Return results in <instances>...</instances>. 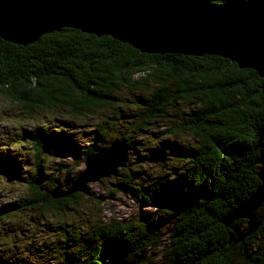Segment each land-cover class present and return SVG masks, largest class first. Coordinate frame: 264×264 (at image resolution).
<instances>
[{
    "label": "trees",
    "instance_id": "trees-1",
    "mask_svg": "<svg viewBox=\"0 0 264 264\" xmlns=\"http://www.w3.org/2000/svg\"><path fill=\"white\" fill-rule=\"evenodd\" d=\"M161 1L222 19L261 0ZM263 81L255 70L218 55L148 54L112 36L75 28L46 33L25 45L0 37V92L31 116L45 106L60 109L62 117L31 130L21 128L16 148L0 154V170L7 178L14 180L27 169L20 177L29 189V199L0 204V222L24 209L43 215L75 211L88 183L68 193L79 174L67 169L61 180V167L67 164L60 161L53 170L42 160L68 156L85 162L117 142L125 145L128 159L111 176L119 177L122 191L139 206L124 223L97 222L86 230L61 223V236L53 244L26 252L6 250L0 264H103L118 255L127 264H264V203L256 211L258 228L242 239L239 232L248 230L245 218L222 222L261 183ZM125 90L145 94L135 100L136 113L120 108L122 101L131 102L123 100ZM180 101L196 107L185 113L175 109ZM106 109L113 111L92 129L80 130L81 146L73 128L89 125V117ZM164 120L173 140H161L157 147L139 141L138 136ZM186 132L194 142L181 140ZM27 149L32 159L25 156ZM155 151L163 155L157 172L135 167L153 164L149 158ZM5 229L13 236L23 231L19 226ZM40 252L54 254L47 258Z\"/></svg>",
    "mask_w": 264,
    "mask_h": 264
},
{
    "label": "water",
    "instance_id": "water-1",
    "mask_svg": "<svg viewBox=\"0 0 264 264\" xmlns=\"http://www.w3.org/2000/svg\"><path fill=\"white\" fill-rule=\"evenodd\" d=\"M63 28L109 35L148 54L218 55L264 78V0L222 19L197 15L161 0H0V37L5 40L25 45ZM127 159L122 142L87 157L85 170L68 193L115 175ZM162 160L160 151L149 158ZM260 179L256 190L222 219L227 225L240 218L247 220L248 230L238 231L239 239L258 228L256 211L264 203V171ZM103 264L127 262L118 255Z\"/></svg>",
    "mask_w": 264,
    "mask_h": 264
},
{
    "label": "rangeland",
    "instance_id": "rangeland-1",
    "mask_svg": "<svg viewBox=\"0 0 264 264\" xmlns=\"http://www.w3.org/2000/svg\"><path fill=\"white\" fill-rule=\"evenodd\" d=\"M121 95L123 100H126L127 98L131 100L128 104H126L125 101H122L123 104L120 105L121 110L128 113H136V110L139 108L135 102L136 98L139 96H145L142 91H137L133 95L127 90L123 91ZM195 107L196 104L180 101L175 109L180 111L184 110L185 113H189V111L195 109ZM112 111V109L103 110L100 114H96L86 120L89 125H86L79 130L77 127L73 128L76 138L81 143V146H84V143L82 141L83 136L81 135L82 132L80 130L87 131L92 129L93 125L99 123L104 115H109ZM59 112L60 109H48L45 106H41L34 112L35 115L31 116V114H27L24 111L21 105L14 103L4 93L0 92V154L7 153L6 148H9L10 146L16 148L15 141L16 136H18V130L23 127L31 130L38 123H43L49 120L55 121L57 120L56 118H62L59 116ZM125 119L128 118H124L123 120ZM77 122L82 124L83 120H78ZM58 124L61 125V123ZM167 126V121H161L159 125H153L150 127L146 131V135L138 136V139L139 141L142 140L143 142L151 144L153 147L160 145L161 140H173L175 137L171 133H166L168 130ZM192 135V133L186 132L182 135L181 140L184 141L185 144H187V141L194 142L195 137ZM176 139L179 140L178 137ZM145 146L150 147L149 145ZM26 151H28V153L26 152L25 156L32 159L33 154L29 153L30 149H27ZM128 155L132 157V155L135 154L128 152ZM44 158L45 159L42 160V163L45 168H53V170H56L60 161L67 164L66 166L63 165L61 167L64 169L59 175L61 180L65 178L64 173L67 169H73L71 174L75 175L82 173L86 168L84 159H81L80 157L77 160L73 157L70 159L68 156ZM150 162L153 164L148 165L141 163L135 167L147 170V172H157V164L159 161ZM26 170L27 169L24 168L20 176H24L27 172ZM7 176L8 175L2 173L0 170V204L9 202L16 203L21 198H25L24 201L29 199V189L26 182H24L20 176H17L14 180H8ZM118 178L119 177L117 176H109L101 180L99 179L94 182H89L87 194L82 198L78 206L75 207V211H60L61 213L57 212V214L46 212L43 215L33 209H24L23 211L17 212L11 219L1 221L0 253L7 255L9 253H6V250L9 251L14 249V251L20 250L26 252V250H29L33 246L39 248L51 245L53 244L52 241H54L57 236H61L57 232L61 230L58 227L61 223H69L68 228H71L72 225H76L77 230H86L87 228H92L97 222L108 225L114 221L124 223L134 218L139 211V206L128 193L122 191L120 186L121 181ZM116 189L117 192H114ZM34 218L35 221L33 220ZM11 226H19L23 231H20L18 235L16 233V235L13 236V231L11 234L5 229ZM39 254L46 255L44 252H40ZM52 254H47L46 257L48 258ZM46 257H44V259H46Z\"/></svg>",
    "mask_w": 264,
    "mask_h": 264
}]
</instances>
